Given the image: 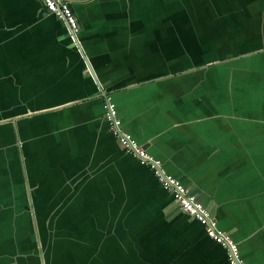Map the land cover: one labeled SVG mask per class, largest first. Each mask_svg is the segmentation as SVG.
Here are the masks:
<instances>
[{"label": "crops", "instance_id": "0c3cea01", "mask_svg": "<svg viewBox=\"0 0 264 264\" xmlns=\"http://www.w3.org/2000/svg\"><path fill=\"white\" fill-rule=\"evenodd\" d=\"M0 0V264H228L123 128L264 264V0Z\"/></svg>", "mask_w": 264, "mask_h": 264}, {"label": "built area", "instance_id": "2783aa9c", "mask_svg": "<svg viewBox=\"0 0 264 264\" xmlns=\"http://www.w3.org/2000/svg\"><path fill=\"white\" fill-rule=\"evenodd\" d=\"M39 1L46 13H50L57 19L64 21L71 35L77 33L78 24L67 0ZM102 109L103 118L122 149L138 163L146 165L160 186L170 193L179 208L203 226L205 234L225 250L228 264H244L236 242L229 234L216 228L214 219L195 195L189 192L178 179L164 172L159 161L151 157L141 144L123 128L115 104L108 94L103 96Z\"/></svg>", "mask_w": 264, "mask_h": 264}, {"label": "water", "instance_id": "95a60500", "mask_svg": "<svg viewBox=\"0 0 264 264\" xmlns=\"http://www.w3.org/2000/svg\"><path fill=\"white\" fill-rule=\"evenodd\" d=\"M43 8V7H42ZM44 10V9H43ZM45 12V11H44ZM46 13V12H45ZM73 38H74V35H73ZM113 102V101H112ZM114 103V102H113ZM117 110V109H116ZM122 122V121H121ZM122 126H123V123H122ZM124 127V126H123ZM127 130V129H126ZM128 131V130H127ZM129 132V131H128ZM130 133V132H129ZM131 134V133H130ZM119 145V144H118ZM120 146V145H119ZM141 146L144 148V145L143 144H141ZM120 148L122 149V147L120 146ZM145 149V148H144ZM123 150V149H122ZM159 161V160H158ZM159 163H160V161H159ZM160 166H161V163H160ZM154 176V175H153ZM155 178V177H154ZM155 180H156V178H155ZM157 181V180H156ZM157 183H158V181H157ZM159 184V183H158ZM186 188H187V190L189 191V188L184 184V183H182ZM160 185V184H159ZM162 188V187H161ZM163 189V188H162ZM164 190V189H163ZM190 192V191H189ZM192 193V192H191ZM192 194H194V193H192ZM195 195V194H194ZM171 196V195H170ZM195 197L197 198V196L195 195ZM171 198H172V196H171ZM173 199V198H172ZM197 200H199L198 198H197ZM174 201V200H173ZM200 201V200H199ZM201 203V202H200ZM202 204V203H201ZM178 205V204H177ZM179 207V206H178ZM180 209V208H179ZM206 209V208H205ZM207 210V209H206ZM180 211L183 213V214H185L186 216H188V217H191V216H189L188 214H186L185 212H183L181 209H180ZM208 211V210H207ZM209 213V212H208ZM212 218H213V216L212 215H210ZM192 218V217H191ZM193 219V218H192ZM214 219V218H213ZM203 227V226H202ZM203 230H204V228H203ZM222 231H224L225 233H227V234H229L230 235V233H228L227 231H225V230H223L222 229ZM230 237L233 239V237L230 235ZM234 240V239H233ZM235 241V240H234ZM236 242V244H237V241H235ZM227 259V258H226ZM241 259H242V261H243V263L244 264H247L245 261H244V259L241 257Z\"/></svg>", "mask_w": 264, "mask_h": 264}]
</instances>
